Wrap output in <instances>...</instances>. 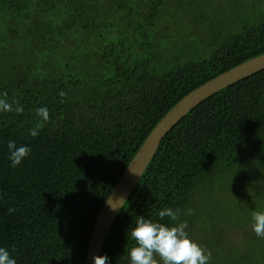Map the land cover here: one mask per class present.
Wrapping results in <instances>:
<instances>
[{"label":"trees","instance_id":"obj_1","mask_svg":"<svg viewBox=\"0 0 264 264\" xmlns=\"http://www.w3.org/2000/svg\"><path fill=\"white\" fill-rule=\"evenodd\" d=\"M263 52L264 0H0V247L16 264H85L102 205L158 121ZM10 140L30 148L15 167ZM165 208L177 221H160ZM254 212H264V69L167 132L100 255L127 264L126 229L143 215L186 223L208 264H247L264 255Z\"/></svg>","mask_w":264,"mask_h":264},{"label":"water","instance_id":"obj_2","mask_svg":"<svg viewBox=\"0 0 264 264\" xmlns=\"http://www.w3.org/2000/svg\"><path fill=\"white\" fill-rule=\"evenodd\" d=\"M264 69V52L247 59L199 85L175 105L153 127L140 145L123 174L102 205L90 233L85 264H92L94 255H100L105 238L119 211L153 158L162 138L194 106L219 90ZM112 205L115 206V210Z\"/></svg>","mask_w":264,"mask_h":264},{"label":"clouds","instance_id":"obj_3","mask_svg":"<svg viewBox=\"0 0 264 264\" xmlns=\"http://www.w3.org/2000/svg\"><path fill=\"white\" fill-rule=\"evenodd\" d=\"M7 149L8 159L13 167L20 165L30 152L27 145H17L12 140L8 141ZM112 207L115 210V206ZM157 215L160 221L165 217L171 221L178 219V212L172 208L160 210ZM250 226L257 237H264V212H254ZM186 228L187 224L184 222L166 224L137 215L126 229L134 244L128 248L127 255L122 259L127 264H208L210 253H206L190 238ZM0 264H16L15 258L5 247H0ZM92 264H110L109 257L94 255Z\"/></svg>","mask_w":264,"mask_h":264},{"label":"rangeland","instance_id":"obj_4","mask_svg":"<svg viewBox=\"0 0 264 264\" xmlns=\"http://www.w3.org/2000/svg\"><path fill=\"white\" fill-rule=\"evenodd\" d=\"M250 194H253V192H249ZM256 194V193H255ZM254 196V194H253ZM206 199H204V202L206 203ZM213 209L212 208H206V211H212ZM229 237V234L228 235H225V239ZM262 247L264 248V244L262 245ZM226 248V247H224ZM253 253V249L251 251ZM261 256H264L262 252H258L256 254H253V256H249V257H246V263L247 264H261L260 261L263 262V259L261 258ZM264 264V262H263Z\"/></svg>","mask_w":264,"mask_h":264}]
</instances>
